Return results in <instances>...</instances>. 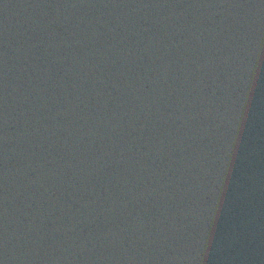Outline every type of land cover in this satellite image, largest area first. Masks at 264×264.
<instances>
[{
    "label": "water",
    "instance_id": "1",
    "mask_svg": "<svg viewBox=\"0 0 264 264\" xmlns=\"http://www.w3.org/2000/svg\"><path fill=\"white\" fill-rule=\"evenodd\" d=\"M0 264H264V0H0Z\"/></svg>",
    "mask_w": 264,
    "mask_h": 264
}]
</instances>
